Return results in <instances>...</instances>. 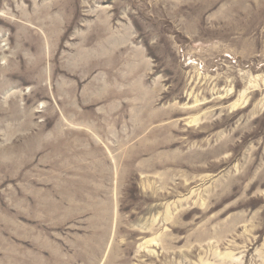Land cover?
Segmentation results:
<instances>
[{
  "label": "rangeland",
  "instance_id": "obj_1",
  "mask_svg": "<svg viewBox=\"0 0 264 264\" xmlns=\"http://www.w3.org/2000/svg\"><path fill=\"white\" fill-rule=\"evenodd\" d=\"M0 264H264V0H0Z\"/></svg>",
  "mask_w": 264,
  "mask_h": 264
}]
</instances>
